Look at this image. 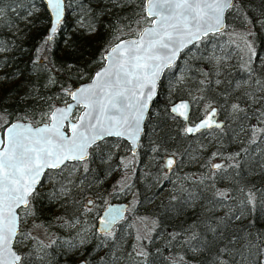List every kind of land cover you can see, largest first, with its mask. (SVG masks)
<instances>
[{
	"label": "trees",
	"instance_id": "obj_1",
	"mask_svg": "<svg viewBox=\"0 0 264 264\" xmlns=\"http://www.w3.org/2000/svg\"><path fill=\"white\" fill-rule=\"evenodd\" d=\"M149 21L143 0H64L49 39L41 0H0V129L46 121L112 42ZM176 98L190 102L189 120L214 106L222 125L186 134L167 110ZM120 147L124 140L105 137L85 160L43 172L17 211L21 264L78 256L87 264H264V0H233L222 30L179 52L159 80L136 153L122 159L126 168ZM166 154L174 156L169 171ZM127 190L123 218L97 233L104 201Z\"/></svg>",
	"mask_w": 264,
	"mask_h": 264
},
{
	"label": "snow or ice",
	"instance_id": "obj_2",
	"mask_svg": "<svg viewBox=\"0 0 264 264\" xmlns=\"http://www.w3.org/2000/svg\"><path fill=\"white\" fill-rule=\"evenodd\" d=\"M232 0H148L152 8L166 10L170 13L164 19H176L177 23L169 24L161 32H153L152 39H149L147 46L142 35L139 41H132L131 47L121 50V45L112 49L113 53L120 52V58L115 65V82H106L107 91L104 87L99 92L92 89H82V93L91 92V105H96L97 115L94 117L96 124L93 129L99 127L101 134L111 135V129L127 127L131 130L138 127L142 115H137L145 104L137 97L143 96L145 87L154 86V77L157 75L160 65L152 61L160 59L157 55L160 49H168L174 41V34L186 32L189 36L199 38L197 35L209 20L215 21L216 25L221 24V15L226 7L231 5ZM51 6L57 10L59 15L60 0H49ZM176 10H179L178 12ZM195 29V31H193ZM209 28H204L205 34ZM56 31L55 25L51 29ZM147 35V33L145 34ZM51 39V36L48 37ZM175 55V51H173ZM100 73L97 74L100 77ZM105 75H108L107 73ZM75 99V93H73ZM139 104V108L136 105ZM85 103V107L91 106ZM186 105H179L173 111L179 112L180 108ZM235 107V106H234ZM129 113H132L130 116ZM180 115L184 113L180 112ZM91 116L92 113H86ZM215 115V110L211 116ZM103 116V118H101ZM52 119L56 116L53 114ZM84 117H81L83 120ZM107 122L108 127H105ZM210 126V118L206 119L200 126ZM219 127V125H216ZM12 125L7 130L5 137H0V264H21L26 257L18 255L13 250L15 237L18 235V213L21 206L27 207L29 197L35 193V188L45 169L60 167L66 160L82 159L85 143L80 145V154L74 156L70 151H65L67 145L62 143L68 137L61 134L59 128L53 125L52 128H37L33 132L31 128ZM73 131L77 125H73ZM188 132L194 129H187ZM32 133V135H28ZM45 133H50L45 135ZM116 135H122L120 131ZM55 137V139H54ZM74 143V141H73ZM173 161L169 159L167 166L171 167ZM215 167H219L216 165Z\"/></svg>",
	"mask_w": 264,
	"mask_h": 264
},
{
	"label": "water",
	"instance_id": "obj_3",
	"mask_svg": "<svg viewBox=\"0 0 264 264\" xmlns=\"http://www.w3.org/2000/svg\"><path fill=\"white\" fill-rule=\"evenodd\" d=\"M41 1L48 16V22L46 26V33L48 38L53 33L51 31L53 26L55 25L56 28L59 22L64 17V0H60L58 17H57V10L51 6L49 0H41ZM227 8L228 7L224 9L220 17L221 24L216 25L214 19L209 20L208 24L204 25L201 31L197 34L199 36L198 39H200V37L205 35L204 28L210 29L207 31V34L217 32L223 29L224 13ZM176 11L178 12L179 10ZM143 13L145 17L150 18V21L144 24L143 26H141L135 34L121 37L115 40L114 42H112L102 53V63L92 72L89 79L79 82L74 86H72L68 90L67 100L52 106V108L48 112L46 121L33 124L27 120H20V119L12 120L7 124H5L0 129V137H5L7 135V130L12 125L21 126L17 128L16 131H21V128L28 127L31 128L34 132L35 129L37 128H44V127L52 128L53 125L55 124V126L59 128L60 133L68 137L67 141L62 142L67 145L65 151L66 152L70 151L71 154L74 156H78L80 154L79 146L84 144L86 142L85 137L87 138V147L83 149L84 155L82 159H84L87 156L88 148L92 144L96 143L97 141L105 137H115L124 140L128 145L129 151L134 152L137 146L138 139L140 137L145 114L150 106L152 99L157 93L159 80L162 76L164 69L170 66L174 62V60L177 58L179 52L182 49L188 47L198 39L195 38L194 36H189L186 32L181 31L174 34V41L170 44V47L168 49H160L158 51L157 55L160 57V59L156 61H152L153 64L160 65V69L157 75L154 77V86L150 85L148 87H145L143 89L144 95L137 97V99L141 103L146 105V107H143L141 111L137 113V115H142V119L139 120L138 127H133L131 130H129L127 127L111 129V131L113 132V134L111 135L101 134V130L99 129V127L93 129L91 125L96 124V120L94 119V117L97 115V111H96V105H91V101L95 99V97H92L91 92L82 93L81 90L92 89L93 91L99 92V89L101 87H104L105 91H107L108 89L106 86V82H115L116 80L115 65L118 59L120 58V52L113 53L112 49L115 48L118 44L121 45V50H125L131 47L132 41H139L141 36L143 35L145 46H147L148 40L154 38L152 35L153 32H161L165 28H168L169 24L177 23L176 19H168L167 21H165L164 17L169 16L170 13L163 9L152 8L149 5L148 0H143ZM168 30L172 31L171 28H168ZM193 31H195V29H193ZM146 33L147 35H145ZM173 51H175V55H173ZM98 73L101 74L100 77L97 76ZM106 73L108 75H105ZM73 93H75V99L73 98ZM85 103H89L91 106L86 108ZM179 105H186V107L180 108L179 112L173 111V109L177 108ZM136 107L139 108V104H137ZM76 108H78V111L73 116V112L75 111ZM167 110L169 113L182 120V122L184 123L183 130L186 134H194L195 132L204 128L217 127L216 125L219 126L222 125V120L217 117L216 109L214 106H211L208 109H206L203 115L200 116L199 118L193 121L189 120L190 102L186 98H176L170 101L167 105ZM213 110H215V115L211 116ZM89 112L92 113L91 116L86 115V113ZM180 112L184 113V115H180L179 114ZM53 114H55L56 116L55 120L52 119ZM129 115L131 116L132 113H129ZM82 116L84 117L83 120H81ZM101 118H103V116H101ZM209 118H210V126L198 127L206 119ZM73 125L78 126L75 132L73 131V127H72ZM105 127H108L107 122H105ZM189 128L194 129V131L188 132L187 129ZM116 131H120L122 135H116L115 134ZM49 134L50 133H45V135H49ZM28 135H32V133H28ZM0 149H2V146H0ZM82 159H69L66 160L64 163L82 160ZM169 159H171L174 163V156L172 154H166L163 157V164L166 171L169 170L173 165L172 163L171 167L167 166V161ZM220 163L221 161L214 160L211 163V167L216 168L215 166L220 165ZM41 177L39 179V182L41 180ZM39 182L37 183L36 187L38 186ZM86 203L89 204L90 201L87 200ZM126 207H127V203L126 201L123 200L110 201L105 203L95 217L94 226L96 232L100 234L109 232L123 218ZM13 250L16 251L14 247ZM16 253L20 255L19 252L16 251ZM72 264H87V263L84 258H78Z\"/></svg>",
	"mask_w": 264,
	"mask_h": 264
},
{
	"label": "rangeland",
	"instance_id": "obj_4",
	"mask_svg": "<svg viewBox=\"0 0 264 264\" xmlns=\"http://www.w3.org/2000/svg\"><path fill=\"white\" fill-rule=\"evenodd\" d=\"M31 27H35L36 25L32 22V19H31ZM79 29H81L82 27L81 26H77ZM90 33H91V31L90 32H88V34L87 35H90ZM242 52H243V54L245 55L246 53H247V51H248V49H249V47L248 46H245V45H243L242 44ZM1 82H3V80H1ZM63 102V101H62ZM78 111V108H76V110L74 111L75 113ZM117 153L120 155V158H121V161H120V166H122L123 168H126L127 166H128V161H126V160H122L124 157H126V155H127V153H128V149L127 148H123V147H120L118 150H117ZM163 170H164V168H163ZM129 190H130V188H129ZM129 190H127V191H121L120 192V194H121V196H119V197H116V198H113V199H111V200H105L104 201V203H106V202H109V201H117V200H123V201H126L125 199L128 197V195H129ZM127 202V201H126ZM127 204H128V202H127ZM128 208H129V204H128ZM78 258H80V256H78V257H76L75 258V260L76 259H78Z\"/></svg>",
	"mask_w": 264,
	"mask_h": 264
},
{
	"label": "flooded vegetation",
	"instance_id": "obj_5",
	"mask_svg": "<svg viewBox=\"0 0 264 264\" xmlns=\"http://www.w3.org/2000/svg\"><path fill=\"white\" fill-rule=\"evenodd\" d=\"M90 76H91V75H90ZM88 79H89V78H88ZM88 79H87V80H88ZM148 109H149V108H148ZM215 109H216V108H215ZM75 110H76V109H75ZM147 111H148V110H147ZM203 113H204V111L202 112V114H201L200 116H202ZM75 114H76V113L73 112V116H74ZM146 114H147V112H146ZM146 114H145V116H146ZM200 116H198L197 118H199ZM197 118H196V119H197ZM179 119H180V118H179ZM144 120H145V118H144ZM180 120H181V119H180ZM194 120H195V119H194ZM181 121H182V120H181ZM192 121H193V120H192ZM143 125H144V122H143ZM143 125H142V130H143ZM183 125H184V123H183ZM209 128H211V127H209ZM204 129H207V128H204ZM142 130H141V133H142ZM201 130H203V129H201ZM201 130H199V131H201ZM199 131H197V132H199ZM141 133H140V136H141ZM195 133H196V132H195ZM119 139H120V138H119ZM139 139H140V137H139ZM139 139H138V142H139ZM101 140H102V139H101ZM99 141H100V140H99ZM97 142H98V141H97ZM97 142H96V143H97ZM138 142H137V146H136V149H135L134 152H130V151H129L128 145H127V143L125 142V143H126V148L128 149V153H130V154H134V153H136V151H137V147H138ZM94 144H95V143H94ZM94 144H92L91 146H93ZM91 146H90V147H91ZM90 147H89V148H90ZM89 148H88V153H89ZM164 156H165V155L162 156V160H161V161H162L163 168H164V170L166 171V169H165V167H164V164H163V157H164ZM87 157H88V154H87V156H86L84 159H82V160H85ZM77 161H81V160H77ZM71 162H72V161H71ZM119 163H120V161H119ZM211 163H212V162H211ZM172 166H173V165H172ZM169 170H170V169H169ZM169 170H167V171H169ZM38 185H39V184H38ZM37 187H38V186H37ZM37 187H36V188H37ZM36 188H35V189H36ZM87 200L90 201L89 204L86 203ZM84 202H85L86 205H90V204H91V199H90V198H87V199H85ZM109 202H110V201H109ZM106 203H107V202H106ZM126 203H127V202H126ZM104 204H105V203H104ZM104 204H103V205H104ZM127 206H128V204H127ZM21 207H24V206H21ZM21 207H20V208H21ZM101 208H102V207H101ZM101 208H100V209H101ZM126 208H127V207H126ZM18 210H19V208L17 209V211H18ZM17 252H18V251H17Z\"/></svg>",
	"mask_w": 264,
	"mask_h": 264
}]
</instances>
